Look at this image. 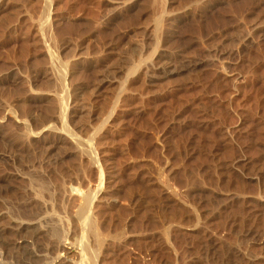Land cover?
I'll use <instances>...</instances> for the list:
<instances>
[{
    "label": "rangeland",
    "instance_id": "rangeland-1",
    "mask_svg": "<svg viewBox=\"0 0 264 264\" xmlns=\"http://www.w3.org/2000/svg\"><path fill=\"white\" fill-rule=\"evenodd\" d=\"M153 1L0 0V264H264V0Z\"/></svg>",
    "mask_w": 264,
    "mask_h": 264
},
{
    "label": "bare ground",
    "instance_id": "bare-ground-1",
    "mask_svg": "<svg viewBox=\"0 0 264 264\" xmlns=\"http://www.w3.org/2000/svg\"><path fill=\"white\" fill-rule=\"evenodd\" d=\"M48 1H49V0H48ZM165 1H166V0H165ZM153 2H156V1L154 0ZM160 3H161V2H160ZM156 4H157V3H156ZM47 5H48V4H47ZM160 6H161V5H160ZM160 6H159V7H160ZM45 12H46V11H45ZM156 12H157V11H156ZM164 12H165V10H164ZM154 14H155V13H154ZM164 14H165V13H164ZM49 15H50V14H49ZM157 15H158V14H157ZM159 15H160V14H159ZM95 16H96V15H95ZM164 17H165V16H164ZM164 17H163V18H164ZM158 18H159V17H158ZM42 20H43V19H42ZM156 20L159 21L160 19H157V17H156ZM43 21H44V20H43ZM43 21H42V22H43ZM163 21H164V19H163ZM156 22H157V21H156ZM43 23H44V22H43ZM158 23H159V22H158ZM158 23H157V25H158ZM41 24H42V23H41ZM44 24H46V23H44ZM49 24H50V23H49ZM45 26H46V25H45ZM45 26H44V27H45ZM161 26H162V25H161ZM158 27H159V25L157 26V28H158ZM41 29H42V28H41ZM47 30H48V29H47ZM156 30H157V29H156ZM159 30H160V28H159ZM42 31H43V30H42ZM45 33H46V32H45ZM155 35H156V34H155ZM162 35H163V33L161 34V36H162ZM163 37H164V36H163ZM158 38L160 39V37H158ZM158 38H157V39H158ZM155 39H156V38H155ZM159 39H158V40H159ZM42 40H43V39H42ZM63 41H64V40H63ZM60 42H61V41H60ZM156 43H157V42H156ZM159 43H160V42H159ZM49 44H50V43H49ZM75 44H76V43H75ZM112 44H113V43H112ZM44 45H45V44H44ZM50 45H51V44H50ZM156 46H158V43H157ZM178 47H179V46H178ZM50 48H51V47H50ZM139 48H140V47H139ZM76 50H77V49H76ZM140 51H142V50H140ZM154 51H155V50H154ZM156 51H157V50H156ZM263 51H264V50H263ZM48 52H49V51H48ZM53 52H54V51H53ZM73 52H74V51H73ZM101 52H102V51H101ZM135 52H136V51H135ZM258 52H259V51H258ZM51 53H52V52H51ZM148 53H149V52H148ZM150 53H151V52H150ZM49 54H50V53H49ZM52 54H53V53H52ZM54 54H55V53H54ZM54 54H53V55H54ZM139 54H142V53H139ZM169 54H170V53H169ZM254 54H255V53H254ZM55 55H56V54H55ZM68 55H69V54H68ZM179 55H180V54H179ZM74 56H76V55H74ZM139 56H140V55H139ZM162 56H166V57H167V56H169V55L163 53ZM253 56H254V55H253ZM253 56H252V57H253ZM54 57H55V56H54ZM54 57H53V58H54ZM72 57H73V56H72ZM97 57H98V56H97ZM135 57H136V56H135ZM146 57H147V56H146ZM131 58H133V57H131ZM141 58H142V57H141ZM57 59H58V58H57ZM73 59H74V58H73ZM75 59H76V58H75ZM133 59H134V58H133ZM166 59H167V58H166ZM86 60H87V59H86ZM134 60H135V59H134ZM142 60H143V59H142ZM152 60H153V59H152ZM92 61H93V60H92ZM170 61L172 62V60H170ZM47 62H48V61H47ZM152 62H153V61H152ZM164 62H165V61H164ZM168 62H169V61H168ZM168 62H167V64H168ZM171 62H170V63H171ZM175 62H176V61H175ZM57 63H58V61H57ZM128 63H129V62H128ZM145 63H146V62H145ZM66 64H67V63H64L65 66H66ZM125 64H127V63H125ZM161 64H162V63H161ZM64 65H63V66H64ZM135 65H136V64H135ZM135 65H133V66L135 67ZM139 65H140V64H137V67H138ZM57 66H58V65H57ZM129 67H130V66H129ZM134 67H133V68L131 67V69H133V73H134V70H135ZM139 67H140V66H139ZM139 67H138V68H139ZM61 68H63V67H61ZM74 68H75V67H74ZM138 68H137V69H138ZM141 68H142V67H141ZM65 69H66V68H65ZM127 69H128V68H127ZM131 69L129 70V72L131 71ZM59 70H61V72H62V69H59ZM97 70H98V69H97ZM97 70H95V71H97ZM50 71H51V70H50ZM55 71H56V70H55ZM98 71H99V70H98ZM57 72L60 73V71H57ZM79 72H80V71H79ZM103 72H104V71H103ZM126 73H127V72H126ZM130 73H131V72H130ZM133 73H131V74H133ZM60 74H61V73H60ZM63 74H64V73H63ZM131 74H130V75H131ZM58 75H59V74H58ZM58 75H57V77L61 76V79H62L63 75H62V74L59 75V76H58ZM64 76H65V75H64ZM193 76H195V75H193ZM191 77H192V76H191ZM191 77L189 76V78H191ZM63 78H64V77H63ZM126 78H128V77H126ZM59 79H60V78H59ZM185 79H186V78H185ZM185 79H184V80H185ZM124 80H125V79H124ZM127 80H128V79H127ZM61 82H62V81H61ZM122 82H123V81H122ZM122 82H121V83H122ZM124 83H125V82H124ZM126 83H127V82H126ZM122 86H123V85H122ZM61 87H62V86H61ZM122 88H123V87H122ZM126 88H127V87H126ZM51 89H52V88H51ZM60 89H61V88H60ZM120 89H121V87H120ZM120 89H119V90H120ZM67 91H68V90H67ZM122 91H123V90H122ZM119 92H120V91H118V93H119ZM71 94H72V93H71ZM71 94H70V95H71ZM119 96H120V95H119ZM66 97H67V96H66ZM69 103H70V102H69ZM63 105H68V104L63 102ZM115 107H116V106H115ZM65 108H68V107L66 106ZM60 110H61V109H60ZM62 110H63V109H62ZM62 110H61V112H62L63 115H64V113H65L66 110H68V109H64L65 112H64V110H63V111H62ZM110 111H111V110H110ZM61 112H60V113H61ZM111 112H112V111H111ZM47 113H48V112H47ZM60 113H59V115H60ZM44 115H45V114H44ZM71 115H72V114H71ZM61 117H62V116H61ZM65 117H66V116H65ZM105 118H106V117H105ZM17 119H18V118H17ZM52 119H54V118H52ZM64 119H66V118H64ZM1 120H2V119H1ZM21 122H22V121H21ZM62 122H63V121H62ZM104 122H105V121H104ZM106 122H107V121H106ZM1 123H2V122H1ZM9 123H10V122H9ZM44 123H45V122H44ZM11 124H12V123H11ZM63 124H64V123H63ZM3 125H4V124H3ZM15 125H16V124H15ZM21 125H22V124H21ZM28 125H29V124H28ZM49 125H50V124H49ZM65 125H67V124L65 123ZM70 125H71V124H70ZM24 126H25V125H24ZM46 126H47V125H46ZM19 127H20V126H19ZM25 127L27 128V126H25ZM43 127H44V126H43ZM43 127H42V128H43ZM49 127H50V126H49ZM69 127H70V126H69ZM71 127H72V126H71ZM26 128H24V129H25V132H26V131L28 132L29 130H26ZM46 128H47V127H45V129H46ZM52 128H53V127H52ZM65 128H66V127H65ZM24 129H22V131H23ZM45 129H42V130H45ZM50 129H51V127H50ZM53 129H54V128H53ZM53 129H52V130H53ZM59 129H60V128H59ZM71 129H72V128H71ZM36 130H37V129H36ZM55 131H56V130H55ZM70 131H71V130H70ZM70 131H69V132H70ZM72 131H73V130H72ZM23 132H24V131H23ZM25 132H24V133H25ZM27 132H26V133H27ZM30 132H31V131H30ZM73 132H74V131H73ZM19 133H20V132H19ZM66 133H67V132H66ZM27 134L29 135V132H28ZM27 134H25V135L22 134V135H24V137H25ZM68 134H69V133H68ZM71 134H73V133H71ZM19 135H20V134H19ZM32 135L34 136V134H32ZM35 135H36V134H35ZM75 135H76V134H75ZM30 136H31V134H30ZM30 136H28V137H30ZM37 136H38V135H37ZM37 136H35V137H37ZM42 136H43V135H42ZM26 137H27V136H26ZM80 137H81V135H80ZM24 139H25V138H24ZM30 139H31V138H30ZM77 139H78V138H77ZM35 140H36V139H35ZM78 140H79V139H78ZM3 141H4V140H3ZM10 141H11V140H10ZM32 141H33V140H32ZM85 143H86V142H85ZM85 143H84V144H85ZM88 143H89V142H88ZM28 144H29V143H28ZM77 144H78V143H77ZM84 144H83V145H84ZM32 145H33V144H32ZM80 145H81V144H80ZM88 145H89V144H88ZM34 146H35V145H34ZM45 147H46V146H45ZM78 148H79V149H83V148H80V146H79ZM46 149H47V148H46ZM25 150H26V149H25ZM33 151H34V150H33ZM45 151H46V150H45ZM91 151H92V150H91ZM91 151H90V152H91ZM93 151H94V150H93ZM37 152H38V151H37ZM42 153H43V152H42ZM93 153H94V152H93ZM88 154H89V153H88ZM90 155H91V154H90ZM96 157H97V155H96ZM34 158H35V157H34ZM90 158H91V157H90ZM93 158H95V157H93ZM96 160H97V159H96ZM99 164H100V163H99ZM100 165H101V164H100ZM101 167H102V166H101ZM37 175H38V174H37ZM104 175H105V174H104ZM34 177H35V176H34ZM100 178H101V177H100ZM0 179H1V178H0ZM32 179H33V178H32ZM36 179H37V178H36ZM47 179H48V178H47ZM45 181H46V180H45ZM32 182H33V181H32ZM36 182H37V181H36ZM39 184H40V183H39ZM72 184H73V183H72ZM100 184H101V183H100ZM50 185H51V184H50ZM54 185H55V184H54ZM26 187H27V186H26ZM47 187H48V186H47ZM100 187H101V186H100ZM102 187H103V186H102ZM49 188H50V186H49ZM32 189H34V187H33ZM43 189H44V188H43ZM57 189H58V188H57ZM74 189H75V190H79V189L76 188V187H73V190H74ZM99 189H100V188H99ZM47 190H48V189H47ZM96 190H98V189H96ZM39 191H40V190H39ZM44 191H45V190H44ZM54 192H55V191H54ZM69 192H70V191H69ZM90 192H92V191H90ZM94 192H95V191H94ZM52 193H53V192H52ZM56 193H57V192H56ZM77 193H78V192H77ZM92 193H93V192H92ZM92 193H88L87 195L84 196V201H83V203H82L81 206H80V215H79V216H80V219H81V221H82V223H83V225H84V226H88L89 229H90V227L92 228V226H94L93 223L91 222L92 220H90L89 215H88V214H89V211H90V208H91V204L93 203V195H94V193H93V194H92ZM30 194H31V193H30ZM72 194H73V193H72ZM96 194H97V191H96L95 195H96ZM27 195H28V194H27ZM50 195H51V194H50ZM82 195H83V194H82ZM44 196H45V195H44ZM95 197H97V196H95ZM36 198H37V197H36ZM22 200H23V199H22ZM23 203H24V202H23ZM26 204H27V203H26ZM45 205H47V204H45ZM41 206H42V205H41ZM9 207H10V206H9ZM9 207H8V208H9ZM42 207H43V206H42ZM13 209H14V208H13ZM16 209H17V208H16ZM16 209H15V210H16ZM18 209H20V208H18ZM8 210H9V209H8ZM23 210H24V211H23ZM11 211L14 212V210H11ZM21 211H22V212H21ZM21 211H20L21 214H24V215L26 214V213H25L26 210H25L24 208L21 209ZM37 211H38V210H37ZM12 212H11V213H12ZM20 212H18L17 214L19 215ZM26 212H27V211H26ZM15 213H16V212H15ZM27 213H28V212H27ZM91 213H92V212H91ZM17 214H16V215H17ZM13 215H14V214H13ZM27 215H28V214H26V216H27ZM29 215H30V214H29ZM19 216H20V215H19ZM14 217H15V216H14ZM17 217H18V216H17ZM22 217H23V216H22ZM28 217H29V216H28ZM29 220H30V219H29ZM10 221H11V220H10ZM93 222H94V221H93ZM16 223H17V222H16ZM24 225H25V223H23V224L21 225L22 227H21V226H20V227L23 228ZM55 225H56V224H55ZM41 226H42V225H41ZM84 226H83V227H84ZM25 227H26V226H25ZM54 227H55V226H54ZM26 228H27V227H26ZM88 228H87V229H88ZM93 228H95V226H94ZM31 229H32V228H31ZM55 230H56V229H55ZM55 230H54V231H55ZM85 230H86V229H85ZM20 231H21V230H20ZM34 231H35V230H34ZM87 231H88V230H87ZM55 232H56V231H55ZM91 232L94 233V231H91ZM25 233H26V232H25ZM34 233H35V232H34ZM84 233H86V232H84ZM55 234H56V233H55ZM43 235H44V234H43ZM5 236H6V235H5ZM11 236H12V235H11ZM30 236H31V235H30ZM85 236H86V235H85ZM14 237H15V236H14ZM46 237H47V236H46ZM90 237H91V236H89V238H90ZM93 237H94V236H93ZM37 240H38V239H37ZM32 242H33V241H32ZM26 243H27V242H26ZM61 243H64V242H61ZM90 244H91V242H90ZM29 246H30V245H29ZM61 246H62V245H61ZM91 246H92V245H91ZM91 246H89L88 243L85 244V245L83 246L84 251H83V250H82V251L85 253V255H84L85 257L82 258V259H84V260H82L81 263L79 262L80 264H95V263H96L97 252L99 251V249H98V251L96 250L97 248L94 250V249H92L93 247H91ZM64 247H66V246H64ZM77 247H78V246H77ZM80 247H82V246H80ZM90 247H91V248H90ZM95 247H96V246H95ZM14 249H15V248H14ZM19 250H20V249H19ZM65 250H66V248H65ZM26 251H27V250H26ZM36 251H37V250H36ZM31 253H33V252H31ZM31 253H30V255H31ZM62 253H63V249H62ZM81 253H82V252H81ZM99 253H100V252H99ZM28 254H29V253H28ZM60 254H61V253H59V255H60ZM81 257H82V256H81ZM57 258H58V255H57ZM18 259H19V258H18ZM59 259H61V260L59 261L60 264H62V263L65 264V263H64V262H66V261L64 260L65 258H64L63 261H62V258H60V256H59ZM27 260H28V259H27ZM27 260L25 259L24 261L27 262ZM13 261H14V260H13ZM15 261H16V260H15ZM15 261H14V263H15ZM20 261H22V260H20ZM20 261L18 260L17 262H19V264H20ZM29 261H30V260H28V262L25 263V264H28ZM35 261H36V260H35ZM80 261H81V260H80ZM61 262H62V263H61ZM31 263H32V262H31ZM17 264H18V263H17ZM29 264H30V263H29ZM71 264H72V263H71Z\"/></svg>",
    "mask_w": 264,
    "mask_h": 264
}]
</instances>
